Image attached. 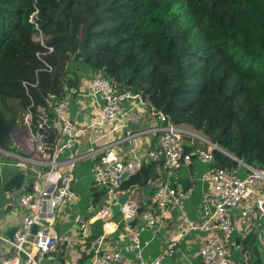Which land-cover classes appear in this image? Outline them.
<instances>
[{"label":"trees","instance_id":"16d2710c","mask_svg":"<svg viewBox=\"0 0 264 264\" xmlns=\"http://www.w3.org/2000/svg\"><path fill=\"white\" fill-rule=\"evenodd\" d=\"M35 8L54 48L43 56L52 71L36 55L43 47L29 21ZM81 72L140 93L176 125H190L264 169V0H0V148L11 150L19 112L30 102L24 82H38L29 91L40 103L43 93L62 96V84ZM186 150L195 149L186 144ZM213 152L212 167L239 165ZM159 169V163H143L121 189L141 185L151 197L160 186ZM246 173L243 168L241 176ZM23 182L18 172L10 185ZM92 185L97 209L107 197ZM101 233L97 226L86 237ZM91 258L85 253L78 263Z\"/></svg>","mask_w":264,"mask_h":264},{"label":"built area","instance_id":"2783aa9c","mask_svg":"<svg viewBox=\"0 0 264 264\" xmlns=\"http://www.w3.org/2000/svg\"><path fill=\"white\" fill-rule=\"evenodd\" d=\"M38 14L39 9L35 8L29 17L35 29L34 40L43 47L36 55L45 68L52 71L53 65L43 56L52 53L54 48L47 44L48 37L41 28ZM80 82L88 88L98 108L90 113L86 125L80 128L76 127L71 115L72 100L79 92L76 79L62 84V96L41 94L40 103L29 91V85L36 86L38 82H24L30 102L22 113V121L29 132L33 155L20 156L16 165L25 172L32 171L34 176L30 187L17 200L22 213L19 227L12 238L0 235V241L10 247V250L0 251V264H59L62 238L55 227L56 221L67 204L76 199L77 170L82 163L90 160L94 183L105 191L109 200L95 212V216L103 221L102 233L91 241L92 258L89 264H122L125 261L124 250L109 249L106 244V240L117 232L113 206L125 193L121 189L123 182L135 175L143 163L151 162L160 164L163 176L150 202L141 210L142 200L132 191L120 205L119 212L129 234L127 249L133 252L137 264H178L169 257L175 252L180 238L171 242L160 255L147 260L144 251L150 240H143L142 232L151 229L156 234L161 230L171 203L182 193L179 171L191 166L194 158L203 163H213L216 146L200 137L208 144L207 148L187 151L184 137L199 135L176 125L140 93L131 89L118 91L102 75L82 76ZM145 112L153 117L155 125L152 130L158 138L155 146L147 148L143 156L132 149L131 155H125L123 159L98 160L96 149L75 152L80 132L102 131L112 126L108 130L111 133L117 130V121H124L125 126L138 124ZM127 136L130 138L135 134L129 131ZM0 164L4 162L0 160ZM243 168L247 171L244 177L241 176ZM201 179L208 183L205 198L209 216L202 223L190 226L206 233V240L198 251L201 264H240L234 259L231 243L237 230L233 210L241 206L243 217L253 213L259 218L264 214V169L239 162L234 169L213 167ZM80 220L84 219L76 218V221ZM34 225L39 226L35 234L32 232Z\"/></svg>","mask_w":264,"mask_h":264},{"label":"crops","instance_id":"0c3cea01","mask_svg":"<svg viewBox=\"0 0 264 264\" xmlns=\"http://www.w3.org/2000/svg\"><path fill=\"white\" fill-rule=\"evenodd\" d=\"M82 74L83 72L77 76L76 80L79 86V92L74 96L71 106V115L78 128L84 127L90 113L98 110L88 88L80 82L82 76H89L93 73L89 72ZM154 125L155 121L153 117H151L148 112H145L142 120L138 124H129L125 126L124 121H117V130L111 133H109L108 130L112 128V126L102 131H82L79 133L75 152L84 153L90 149H96L98 151V160L123 159V156L131 155L132 149H136L139 154L143 156L146 149L154 147L157 142L158 135L152 130ZM20 126L22 132L24 130L27 132L23 121ZM181 127L184 130L186 129L192 132L195 130L192 126L186 124L181 125ZM129 131L133 132L135 136L129 138V136H127ZM17 132L18 130H15L14 135ZM184 140L185 144L189 147L193 146L195 150L202 148L198 145L195 136L192 138L185 136ZM12 141L11 150L2 149L3 152L0 153V160L4 162V164H0V235L9 238L12 237L9 236L8 232L14 227H19L22 220V213L18 209L17 200L21 193L30 186L34 176L32 171L25 172L16 165L20 156L31 157L33 155L30 136L28 141L24 140L25 148L21 147L13 137ZM204 148H207V146ZM212 164L213 163L195 161L191 166L183 167L179 171V178L183 175H188L190 177L193 184L192 189L186 190L179 181L182 193L177 196V200L171 203V210L165 215V222L161 230L156 234L153 233L151 229H146L142 232V239L150 240V243L146 246L144 251L145 259L151 260L157 257L164 250L168 249L171 242L180 238L179 244L175 246V252L169 259L178 264H201L202 258L198 254V251L206 240V233L199 229H191L190 226L202 223L209 216L208 203L205 198L208 191V183L201 178L213 168ZM18 172H21L24 178L21 187L10 185V182ZM159 172L161 173L162 169H159ZM76 177L78 179L75 185L77 197L74 201L79 203L82 198L79 194V189L83 188L87 190L88 183H91L92 187L90 193L92 195L94 177L93 163L91 160L79 166ZM144 188L146 190H134L133 194L137 195L142 202L144 201L147 204L150 202L152 196L148 197V193H146L147 188ZM86 194L82 192L83 196H88V194ZM108 200L109 198L107 197V202ZM90 206L94 208L91 196ZM240 209L241 206L233 210L237 226V230L231 239L234 259L240 264H264V214L259 218L253 213L248 217H243L240 213ZM92 211L93 209L91 212ZM91 212L89 213L88 210L84 213L77 212L73 217L71 214H66V209L64 212H61V219L64 220L65 226L72 223L66 230L67 236L65 240H68L65 255L66 264H79V259H81L85 253L92 254L91 241L97 237L89 240L86 236L89 232H92L95 227L101 226L102 228L103 221L98 219L95 213L92 214ZM118 214V219L114 218L118 224L117 232L106 240L107 247L109 249L117 248L125 251L126 259L122 264H137L138 260L134 258L133 252L127 249L129 234L120 212ZM86 216L90 218L86 219ZM77 217H82L84 219L81 229L75 227L77 225L76 223H78V221H76ZM59 236L62 238V244L64 238L60 233ZM255 247L261 257L259 263H257V256L254 252ZM5 250H10V247L4 241H0V251ZM44 262L47 261L44 260ZM53 264L58 263L55 262ZM59 264H61L60 261Z\"/></svg>","mask_w":264,"mask_h":264},{"label":"rangeland","instance_id":"374dc122","mask_svg":"<svg viewBox=\"0 0 264 264\" xmlns=\"http://www.w3.org/2000/svg\"><path fill=\"white\" fill-rule=\"evenodd\" d=\"M11 104H15L14 102H11ZM18 125L16 127L15 130H18V132L14 135V132L12 134V137L15 138L17 140V142L20 144L21 147L25 148L26 146L24 145V140L28 141L29 139V133L28 131L26 132L25 130L22 132L21 131V122H22V110H20L19 112V118H18ZM196 130V129H195ZM195 130H193V132L197 135H199V137H195L198 145L200 147H206L208 144L200 137H203L204 139H207L208 141H210V139L201 131V132H196ZM192 138V137H190ZM91 183H88L87 185V190L80 188L79 189V194L81 195V201L78 203L76 201L68 203L67 206L64 208L63 212L66 209V214H71V216H75L77 214V212L80 213H84L87 212V210L89 211V213L91 212V210L93 209V211L91 212L92 214H94L96 212L95 207L92 208V206H90V196H91ZM82 192H84L85 194L87 193L88 196H83ZM86 194V195H87ZM92 200V197H91ZM62 217L59 216L58 220L56 221V227L59 231V233L62 235V237L64 238L63 241L65 240V237L67 236V228L71 226L72 223L68 224L65 226L64 224V220L61 219ZM84 238V237H83Z\"/></svg>","mask_w":264,"mask_h":264},{"label":"water","instance_id":"95a60500","mask_svg":"<svg viewBox=\"0 0 264 264\" xmlns=\"http://www.w3.org/2000/svg\"><path fill=\"white\" fill-rule=\"evenodd\" d=\"M214 145L216 146L217 149H219V150H221L222 152L226 153L227 155H229V156L232 157L233 159H235V160H237V161H239V162H244V161H242L241 159L237 158L236 156H234V155L228 153L227 151H225L224 149H222L221 147H219L217 144H214ZM179 181L181 182V184L183 185V187H184L186 190H188V189H192L193 184H192V181H191V179H190V177H189L188 175L180 176ZM136 189H138V190H142V189H145V188H144L143 186H141V185H133V186L130 188V190L127 191V192H125V193L120 197V199L118 200V202L113 206V214H114V215H117V214L119 213V211H120V205H121L122 203H124V202L127 200L128 196H129V192H132V191H134V190H136ZM145 190H146V189H145ZM76 224H77V225H76L75 227L78 228V229H81V225L83 224V221H78V223H76ZM38 229H39V226L34 225V226L32 227V232L35 234V233L37 232ZM16 230H17L16 227L12 228V229L8 232L9 236H10V237H13L14 233L16 232ZM67 246H68V240H64V241L62 242V244H61V249H62V250H61V254H60V263H61V264H66L65 255H66ZM251 251H252V249H251ZM254 252H255V254H256V256H257V263H259L260 260H261V257H260V255H259V253L257 252V248H256V247L254 248Z\"/></svg>","mask_w":264,"mask_h":264},{"label":"bare ground","instance_id":"6f19581e","mask_svg":"<svg viewBox=\"0 0 264 264\" xmlns=\"http://www.w3.org/2000/svg\"><path fill=\"white\" fill-rule=\"evenodd\" d=\"M264 217V216H263Z\"/></svg>","mask_w":264,"mask_h":264}]
</instances>
